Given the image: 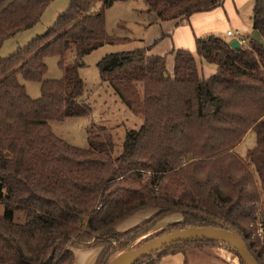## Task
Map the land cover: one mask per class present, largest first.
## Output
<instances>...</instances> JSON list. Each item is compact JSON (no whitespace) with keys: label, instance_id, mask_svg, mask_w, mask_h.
Returning <instances> with one entry per match:
<instances>
[{"label":"trees","instance_id":"1","mask_svg":"<svg viewBox=\"0 0 264 264\" xmlns=\"http://www.w3.org/2000/svg\"><path fill=\"white\" fill-rule=\"evenodd\" d=\"M115 1L70 0L43 34L0 56V264H74V250L87 246H101L94 264H108L166 233L222 225L239 232L264 264L256 233L258 222L264 227V42L250 37L233 48L220 36L198 37L197 54L216 67L208 78L186 49L160 55L150 45L106 54L98 63L101 79L144 117L143 125L127 131L120 147L92 128L87 148L51 130V120L86 112L84 56L131 40L106 29V10ZM50 2L0 0V48L35 26ZM97 2L101 7L92 12ZM220 3L146 0L160 22L177 24ZM252 22L264 41V0L254 1ZM69 51L74 56L66 62ZM48 56L60 57L63 78L44 79ZM19 77L40 82V98L33 99ZM249 130L256 144L242 159L234 150ZM150 210L139 223L116 229ZM170 216L179 218L153 231ZM217 240L177 241L132 264H157L161 255Z\"/></svg>","mask_w":264,"mask_h":264},{"label":"rangeland","instance_id":"2","mask_svg":"<svg viewBox=\"0 0 264 264\" xmlns=\"http://www.w3.org/2000/svg\"><path fill=\"white\" fill-rule=\"evenodd\" d=\"M255 1V0H254ZM230 5L231 13H235L233 4ZM70 4V0H51L46 8L41 20L32 28L21 31L15 36L5 40L0 48V56L7 57L17 51L18 48L29 44L38 35L43 34L58 19ZM101 2L95 3L91 7L92 12H96L101 7ZM253 8V0L246 4L243 10L248 11ZM243 11H241L242 14ZM156 18V14L151 12L146 4V0H116L112 6L106 10V29L109 34L126 36L131 40L120 44H105L83 58V66L80 68V75L84 80L85 92L81 98V103L85 105L86 112L77 117L65 119H54L50 121L51 130L66 142L87 148L90 144V130L99 135L110 134L117 146L120 147L125 135L129 130H137L144 123V117L133 112L127 107L109 82L102 80L98 67L99 61L109 53L124 50H133L138 47L154 43L155 38L160 36L159 28L151 29L150 23ZM248 19V18H247ZM246 19V20H247ZM168 23V22H164ZM246 33H249V31ZM226 38H228L226 36ZM154 45V44H153ZM152 45V46H153ZM171 46V40L166 38L159 44H155L151 53L165 54ZM198 55V54H197ZM73 52L66 55V62L73 58ZM199 56V55H198ZM199 74L205 78L208 74L207 67L214 65L204 62L200 56L195 57ZM48 71L44 79H61L64 71L59 66L60 57L48 56L46 58ZM203 61V62H201ZM202 63V64H201ZM168 66L172 69L173 57L169 55ZM204 73V75H203ZM20 82L25 85L27 93L33 98L41 96V83L36 81H26L19 77ZM256 144V134L254 130H249L234 152L242 159H245L249 149ZM9 156V152H6ZM0 210L3 205L0 204ZM153 211H141L132 217L127 218L116 226L120 232L139 223L149 217ZM178 216H170L157 223L153 231L161 229L164 225L178 220ZM257 236L264 243V227L258 222ZM95 240V239H94ZM138 241L131 243L135 244ZM77 249L74 251L76 252ZM101 250V246H100ZM74 252V253H75ZM77 255V254H76ZM157 264H243L239 256L237 247L230 241L218 239L215 245L206 246L203 249H187L185 251L170 252L161 255Z\"/></svg>","mask_w":264,"mask_h":264},{"label":"crops","instance_id":"3","mask_svg":"<svg viewBox=\"0 0 264 264\" xmlns=\"http://www.w3.org/2000/svg\"><path fill=\"white\" fill-rule=\"evenodd\" d=\"M251 1L252 0H230L234 6V10L236 9L235 13H231L230 5L227 3V0H221V3L213 9L193 13L188 19H185L179 24L175 21H168V23L160 22L156 17L150 23L149 27L151 29L159 28L158 32L160 33V36L155 38L154 43L148 44L146 42V47L150 45L153 47L155 44H159L161 41L169 38L171 40V46H169L170 48L165 51V54L173 49H186L191 51L195 57L199 58L196 51V39L198 37L216 35L229 42L238 38H243L248 42L254 32L252 22L253 8L248 11L243 9L246 4H249ZM241 11H243L242 14ZM229 30L238 31V34L236 36L228 35L227 32ZM246 31H249V33H246ZM226 36L228 38H226ZM154 54L159 53L155 52ZM207 68L208 74L205 78H208L216 73V67L212 66ZM99 251L100 247L94 246L78 248L76 252L74 251V264H94Z\"/></svg>","mask_w":264,"mask_h":264},{"label":"water","instance_id":"4","mask_svg":"<svg viewBox=\"0 0 264 264\" xmlns=\"http://www.w3.org/2000/svg\"><path fill=\"white\" fill-rule=\"evenodd\" d=\"M251 38L256 42H264L258 30H254ZM230 45L233 48H239L241 46V43L238 39H235L230 42ZM82 220L83 218H81V221ZM202 237H211L230 241L237 247L239 255L242 257L245 264H259L257 259L251 253L246 241L239 234V232H237L233 228L224 227V225L193 226L166 233L160 237L155 238L152 241L147 242L146 244L138 248L127 249L123 251L122 253L115 256L108 264H120L127 260H132V264L135 261L148 256L153 251L164 245L172 244L181 240Z\"/></svg>","mask_w":264,"mask_h":264},{"label":"built area","instance_id":"5","mask_svg":"<svg viewBox=\"0 0 264 264\" xmlns=\"http://www.w3.org/2000/svg\"><path fill=\"white\" fill-rule=\"evenodd\" d=\"M228 35H233V36H236L238 34V31H232V30H229L227 32ZM238 40L240 41L241 44H246L247 43V40L243 39V38H238Z\"/></svg>","mask_w":264,"mask_h":264},{"label":"bare ground","instance_id":"6","mask_svg":"<svg viewBox=\"0 0 264 264\" xmlns=\"http://www.w3.org/2000/svg\"><path fill=\"white\" fill-rule=\"evenodd\" d=\"M131 262H132V260H127V261H124V262H122L120 264H131Z\"/></svg>","mask_w":264,"mask_h":264}]
</instances>
